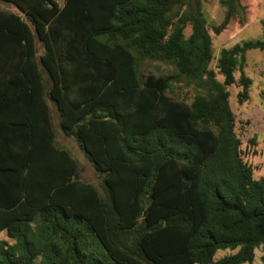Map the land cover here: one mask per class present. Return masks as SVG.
Returning a JSON list of instances; mask_svg holds the SVG:
<instances>
[{"label": "trees", "instance_id": "obj_1", "mask_svg": "<svg viewBox=\"0 0 264 264\" xmlns=\"http://www.w3.org/2000/svg\"><path fill=\"white\" fill-rule=\"evenodd\" d=\"M0 2L15 9H0V264H252L264 176L241 156L228 88L247 100L245 53L264 40L221 49L215 72L203 0ZM220 4L214 35L248 22L241 0ZM139 59L176 74L143 79ZM173 78L206 95L174 97ZM51 105L99 186L57 144Z\"/></svg>", "mask_w": 264, "mask_h": 264}, {"label": "rangeland", "instance_id": "obj_2", "mask_svg": "<svg viewBox=\"0 0 264 264\" xmlns=\"http://www.w3.org/2000/svg\"><path fill=\"white\" fill-rule=\"evenodd\" d=\"M224 0H203L202 14L206 21L208 31L212 38V56L213 60L209 68L216 71V59L221 49H231L234 45L243 42H255L264 40V0H241V5L245 10L240 9L248 22L228 27L219 36L212 33L211 27L218 26L225 14V8L220 4ZM0 9L15 11L9 5L0 2ZM245 11V12H244ZM189 28L184 29V35H189ZM40 49V46H39ZM40 52V50H39ZM139 74L144 79L148 74L175 76L176 71L170 65L156 59H139ZM244 73L252 80L249 87V96L243 103H238L237 92L240 88L231 86L229 104L235 117V130L240 140V150L243 160L252 167L254 179L264 176V52L259 50H250L245 53ZM238 76V73H236ZM217 80L222 78L217 75ZM238 79V78H237ZM171 95L176 98L186 99L190 102L192 98L199 95H206V91L194 82L186 79L176 80L173 78L171 84ZM51 116L58 145L64 146L77 161L80 173L79 177L85 181L99 186L101 176L95 172L91 163L87 161L84 153L80 150L73 138L64 137L56 125V112L51 105ZM0 240L13 244V241L5 237L4 232L0 233ZM263 246L254 250V259L252 264H261L260 257L263 253ZM234 253L229 250H219L215 253L214 260L221 259ZM247 264V263H245Z\"/></svg>", "mask_w": 264, "mask_h": 264}, {"label": "crops", "instance_id": "obj_3", "mask_svg": "<svg viewBox=\"0 0 264 264\" xmlns=\"http://www.w3.org/2000/svg\"><path fill=\"white\" fill-rule=\"evenodd\" d=\"M55 121H56V118H55ZM52 124H53V122H52ZM56 125H57V121H56ZM54 126V125H53ZM60 146H62V145H60ZM62 147H64V146H62ZM65 148V147H64ZM68 150V149H67Z\"/></svg>", "mask_w": 264, "mask_h": 264}]
</instances>
